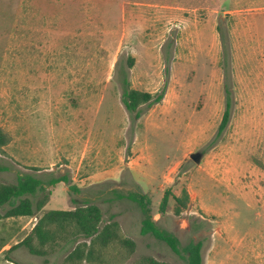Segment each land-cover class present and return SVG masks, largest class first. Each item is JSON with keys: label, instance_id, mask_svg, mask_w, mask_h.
Here are the masks:
<instances>
[{"label": "rangeland", "instance_id": "374dc122", "mask_svg": "<svg viewBox=\"0 0 264 264\" xmlns=\"http://www.w3.org/2000/svg\"><path fill=\"white\" fill-rule=\"evenodd\" d=\"M238 7L237 0H0V127L9 138L0 185L33 175L48 187L35 198L45 200L35 216L5 217L11 204L0 206V264H145V257L188 264L186 247L199 241L204 264H264V170L254 163H264V55L253 51L260 59L251 62L239 50L257 44L262 27L256 11ZM219 20L229 30L235 100L218 137ZM126 73L136 89L167 86L137 119L123 103ZM198 151L200 163L191 158ZM63 175L70 182L50 184ZM168 189L189 201L178 212L171 198L161 214ZM114 190L146 193L181 254L141 234V208ZM88 202L102 208L101 227L119 222L109 245L70 229L44 246L35 239L44 255L13 248L46 211Z\"/></svg>", "mask_w": 264, "mask_h": 264}, {"label": "trees", "instance_id": "16d2710c", "mask_svg": "<svg viewBox=\"0 0 264 264\" xmlns=\"http://www.w3.org/2000/svg\"><path fill=\"white\" fill-rule=\"evenodd\" d=\"M220 33V39L222 42V49L224 55V89H225V110L223 113L222 121L219 125L217 136L228 126L234 105V91L231 85L228 83L229 69L228 56H229V43H228V28L225 31L223 22L219 20L217 25ZM229 31V30H228ZM130 67L135 64L134 59H130ZM167 86L161 92H150L140 90L132 87L131 82L126 73L124 77V89H123V103L125 104L129 113L135 118H140L143 114L141 105L148 104L150 107L156 103L161 102L166 94ZM9 141L8 134L0 127V149L6 145ZM257 165L264 167L262 161L256 160ZM7 167L0 163V170ZM65 181L70 182L68 176L63 175L53 178L50 182L54 185L58 182ZM71 189H75V186L70 185ZM48 190L47 185L44 182L33 175L21 176L17 183L1 184L0 185V206L7 203L11 204V207L5 213V217L14 216H35L36 210H40L45 205V200H35L41 192ZM119 198H127L136 202L141 208L144 217L141 223V234H150L155 238L165 241L171 249L181 254L180 240L173 233L162 228L158 224V220L155 219L153 210V204L150 197L142 191H128L117 192ZM48 194V193H47ZM174 198L178 204V212L182 208L186 207L189 201V195L186 194V200L182 196L175 195L171 190H166L159 205V213L165 214L170 202V199ZM103 210L94 202H88L84 205H78L74 209H50L38 218L32 232L24 238L21 242L13 246L17 248L20 246H26L32 253L44 255L45 252L34 245V240L37 239L41 246H44L50 242H53L57 237L67 233L70 229H76L79 234L92 240L98 239L104 246L109 245L113 240L119 237V222L117 220H110L103 227ZM126 244L135 246V242L126 240ZM188 253V264H204L203 257V242H191L186 247ZM145 264H170L167 261H160L153 257H145Z\"/></svg>", "mask_w": 264, "mask_h": 264}, {"label": "crops", "instance_id": "0c3cea01", "mask_svg": "<svg viewBox=\"0 0 264 264\" xmlns=\"http://www.w3.org/2000/svg\"><path fill=\"white\" fill-rule=\"evenodd\" d=\"M239 3L238 11L243 10H250V11H256L257 12V21L262 27V30L257 31L258 38H257V44L252 43V40L248 41L247 43H242L239 46V50L243 52H247V57H249V60L251 59V62L254 61V59L259 60L260 56L257 54L256 56L253 54V51H261L262 55H264V0H237ZM255 12V13H256ZM248 36L250 39L252 38V31L248 33ZM244 56V55H243ZM263 59V57H261ZM259 66L263 70L264 75V62L260 60ZM256 164V162H254ZM264 164V163H263ZM257 165V164H256ZM260 167L259 165H257ZM264 170V167H260Z\"/></svg>", "mask_w": 264, "mask_h": 264}, {"label": "water", "instance_id": "95a60500", "mask_svg": "<svg viewBox=\"0 0 264 264\" xmlns=\"http://www.w3.org/2000/svg\"><path fill=\"white\" fill-rule=\"evenodd\" d=\"M202 157H203V154L199 151L191 154V158L197 163L201 162Z\"/></svg>", "mask_w": 264, "mask_h": 264}]
</instances>
